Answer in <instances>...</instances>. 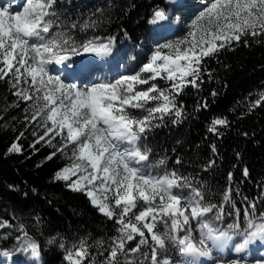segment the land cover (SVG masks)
I'll return each instance as SVG.
<instances>
[{
  "label": "snow or ice",
  "instance_id": "snow-or-ice-1",
  "mask_svg": "<svg viewBox=\"0 0 264 264\" xmlns=\"http://www.w3.org/2000/svg\"><path fill=\"white\" fill-rule=\"evenodd\" d=\"M65 2L26 0L14 13L0 6V81L11 86L10 107L25 114V129L8 153L23 154L19 141L25 132L34 124L42 128L32 132L28 147L34 153L37 144L52 149L45 162L65 157L69 163L54 179L84 194L118 225L104 264H264V211L245 197L241 220L231 196L232 173L222 201L212 203L187 177L175 171L154 174L151 148L142 144L146 132L160 126L153 121L174 115V123L180 122L183 104L177 105V97L188 87L199 89L202 70L209 71L205 58L226 47L234 50L233 42L247 47L248 37H264V0H202L182 38L164 33L189 20L190 0H158L147 19L151 30L140 41L127 29L77 39V33L98 24L63 19L59 9ZM125 41L129 51L121 53L118 45ZM118 53L127 57L126 65ZM157 80L169 86L161 88ZM220 126H229L226 118L213 119L208 131L218 136ZM211 151L215 155V145ZM166 163L159 159L155 167ZM214 164L210 160L205 170ZM243 175L248 176L246 168ZM140 202L142 209L134 211ZM225 205L232 210L226 212ZM10 220L0 219V264H16L14 257L43 264V246L23 223ZM46 243L55 244L56 236ZM58 247L65 264H94L83 238L69 245L61 239ZM228 254L235 256L228 259Z\"/></svg>",
  "mask_w": 264,
  "mask_h": 264
},
{
  "label": "trees",
  "instance_id": "trees-1",
  "mask_svg": "<svg viewBox=\"0 0 264 264\" xmlns=\"http://www.w3.org/2000/svg\"><path fill=\"white\" fill-rule=\"evenodd\" d=\"M157 2L66 0L59 10L65 13L62 18L68 22L82 23L86 19L97 22L96 29L77 33V39L113 35L127 29L133 41H140L150 31L147 19L152 5ZM120 37L123 38L122 33ZM247 39V47L243 41L233 42L234 50L226 47L205 58L204 68L209 71L202 70L204 82L199 89L188 87L177 97V105L183 104L180 122L174 123L177 119L174 115L166 116L163 122L153 121L160 126L151 128L142 139V144L151 148L154 174L175 171L187 177L204 191L209 202L222 201L229 187V173H232L231 196L235 207L241 211V220L245 197L257 201L258 212L264 211V99L261 98L264 94V37H257L256 41L251 37ZM126 45V41L118 45L121 53L129 51L123 48ZM124 58L127 62V57ZM156 83L161 88L169 86L163 81ZM11 93L10 84L0 81V219L11 217L9 222L25 225L43 246V264H65L58 247L60 240L69 245L82 238L87 241L89 261L104 264L105 249L111 244V238L118 235V225L99 214L84 194L71 191L64 181L54 179L57 170L67 165L66 158L57 155L45 162L44 158L52 149L37 144L40 150L34 153L28 147L34 141L32 132L40 133L42 128L34 124L25 132L19 141L23 154L8 153L10 144L25 129V114L21 109L10 107L15 102ZM257 100H260L259 105H256ZM215 118H226L229 122L228 127H218V136L208 131ZM212 145L216 146L215 155ZM162 158L167 161L166 165L155 167ZM210 160H215V164L205 170ZM245 168L247 177L243 175ZM10 185L15 186L14 190ZM225 210L232 208L225 205ZM37 215L39 221L35 219ZM156 230L162 233L164 228L157 225ZM52 236H56V243L47 245V239ZM9 243L4 246L9 247Z\"/></svg>",
  "mask_w": 264,
  "mask_h": 264
},
{
  "label": "rangeland",
  "instance_id": "rangeland-1",
  "mask_svg": "<svg viewBox=\"0 0 264 264\" xmlns=\"http://www.w3.org/2000/svg\"><path fill=\"white\" fill-rule=\"evenodd\" d=\"M82 1H85V2H86L87 0H82ZM17 7L19 8L20 11L23 10V4H22V6H17ZM199 8H200V7H199V4H194L193 7L191 6V10H190V12H189V20L186 21L184 24L177 26V29H176L175 35L172 36V37H170V38H182V37H184V36L187 35L188 26L190 25V19H191V17H192V14H193V13H196V12L198 11ZM168 32H171V30H170V31H167V32H165V33L167 34ZM148 43L151 44V41H148ZM145 51H146V49H145ZM118 58H119V57H118ZM126 63H127V62H126ZM157 81H163V82H165V83H170V82H166V81H164V80H157ZM143 87H147V86H143ZM138 114H139V113H138ZM54 143H55V142H54ZM62 157H63V156H62ZM63 158H65V157H63ZM68 163H69V161L67 160V164H68ZM142 207H143V204H142V202H140V204L138 205L137 209H135L134 211L138 212L139 210L142 209ZM116 211H117V213L119 212L118 209H117ZM158 226H163V225L158 224ZM254 251H255V252H254ZM254 251H253V258H254V259H258V258H259V255H260L259 250H258V249H254ZM234 256H235V254H228V255H227V258H228V259H231V258H234ZM14 260H16V264H24V259H23V258H17V257H14Z\"/></svg>",
  "mask_w": 264,
  "mask_h": 264
},
{
  "label": "bare ground",
  "instance_id": "bare-ground-1",
  "mask_svg": "<svg viewBox=\"0 0 264 264\" xmlns=\"http://www.w3.org/2000/svg\"><path fill=\"white\" fill-rule=\"evenodd\" d=\"M3 1H5V0H0V2H3ZM20 1V0H19ZM12 3V2H11ZM200 3H202V2H200ZM0 6H4V5H1L0 4ZM18 5H17V3L15 2V3H13V4H11L9 7L11 8V10L13 11V13L15 12V11H17V10H19V8L17 7ZM52 68V67H51ZM105 69H106V66H105ZM255 252V251H254ZM259 257H260V255H259Z\"/></svg>",
  "mask_w": 264,
  "mask_h": 264
}]
</instances>
